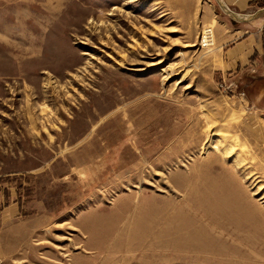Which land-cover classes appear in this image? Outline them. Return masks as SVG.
Wrapping results in <instances>:
<instances>
[{
  "label": "rangeland",
  "instance_id": "374dc122",
  "mask_svg": "<svg viewBox=\"0 0 264 264\" xmlns=\"http://www.w3.org/2000/svg\"><path fill=\"white\" fill-rule=\"evenodd\" d=\"M226 3L0 0V264H264V81L220 46L264 0Z\"/></svg>",
  "mask_w": 264,
  "mask_h": 264
},
{
  "label": "crops",
  "instance_id": "0c3cea01",
  "mask_svg": "<svg viewBox=\"0 0 264 264\" xmlns=\"http://www.w3.org/2000/svg\"><path fill=\"white\" fill-rule=\"evenodd\" d=\"M228 1L229 0H223L227 7L228 3L226 2ZM238 6L243 7L246 5L241 2ZM236 15L248 17L240 14ZM250 20L248 21V24L249 26H255V30H248L247 28L245 30H241L240 28L232 29L231 31H228V35L234 37V35L240 34V36H237L242 38L240 42L232 43L233 41L229 40L230 38H227L220 44L223 50V62L221 68L222 71L226 73L232 72L236 74V76H239V74L244 71L246 76L250 78V81L253 80V82L257 80L264 81V22H261L258 18ZM232 24H234V21ZM249 66L251 67L250 70L248 68ZM254 71H260L259 75L255 76ZM17 213L18 208L15 205L5 207L0 215V226H7L16 230L21 225Z\"/></svg>",
  "mask_w": 264,
  "mask_h": 264
},
{
  "label": "bare ground",
  "instance_id": "6f19581e",
  "mask_svg": "<svg viewBox=\"0 0 264 264\" xmlns=\"http://www.w3.org/2000/svg\"><path fill=\"white\" fill-rule=\"evenodd\" d=\"M235 19L237 20H241V19H243L242 17H239V16H237V15H235ZM244 20H247V18L246 17H244ZM218 142V144H220V145H223V140H219V141H217ZM227 148L228 149H226V151H223V153H222V155L224 156V158H226L229 154H230V151H229V148H231V147H229V146H227ZM214 149H216V147L214 148ZM234 164H235V168L237 169V170H239L241 167H240V163L239 162H237L236 160L234 161ZM252 188L253 187H251L250 189L252 190Z\"/></svg>",
  "mask_w": 264,
  "mask_h": 264
},
{
  "label": "built area",
  "instance_id": "2783aa9c",
  "mask_svg": "<svg viewBox=\"0 0 264 264\" xmlns=\"http://www.w3.org/2000/svg\"><path fill=\"white\" fill-rule=\"evenodd\" d=\"M2 204H3V202H2V194L0 192V208L2 207Z\"/></svg>",
  "mask_w": 264,
  "mask_h": 264
}]
</instances>
